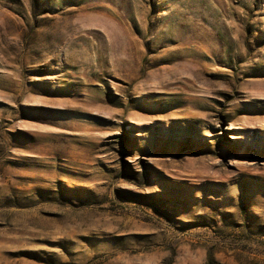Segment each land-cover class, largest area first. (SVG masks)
Here are the masks:
<instances>
[{"label":"rangeland","instance_id":"obj_1","mask_svg":"<svg viewBox=\"0 0 264 264\" xmlns=\"http://www.w3.org/2000/svg\"><path fill=\"white\" fill-rule=\"evenodd\" d=\"M0 264H264V0H0Z\"/></svg>","mask_w":264,"mask_h":264}]
</instances>
